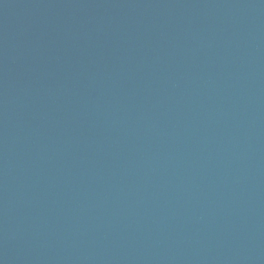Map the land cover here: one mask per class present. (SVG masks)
I'll use <instances>...</instances> for the list:
<instances>
[{"label":"water","instance_id":"1","mask_svg":"<svg viewBox=\"0 0 264 264\" xmlns=\"http://www.w3.org/2000/svg\"><path fill=\"white\" fill-rule=\"evenodd\" d=\"M0 264H264V0H0Z\"/></svg>","mask_w":264,"mask_h":264}]
</instances>
